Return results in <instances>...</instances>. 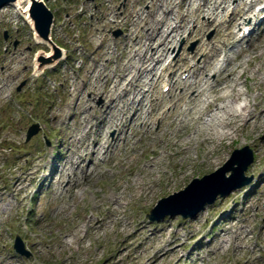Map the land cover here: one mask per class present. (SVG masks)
Wrapping results in <instances>:
<instances>
[{
	"label": "rangeland",
	"instance_id": "rangeland-1",
	"mask_svg": "<svg viewBox=\"0 0 264 264\" xmlns=\"http://www.w3.org/2000/svg\"><path fill=\"white\" fill-rule=\"evenodd\" d=\"M102 1V17L100 11H94V19L89 20L93 2L49 0L53 9L61 4L69 7L71 16L67 15V18L74 19L72 14L81 11V22L67 20L64 25H56L53 39L63 45L59 40L65 36L64 41L70 44L71 52L53 61V67H44L42 61L47 55L54 54L51 47L37 44L33 29L22 18L18 19L21 45L14 48L13 44L0 41V264H264V128L252 130L245 127L232 142L216 146L198 142L193 150H183L181 157L174 158L172 155L176 150L172 145L176 136L173 134L170 140L167 139L172 128L167 120H156L149 129L137 123L130 125L131 130L120 147L115 146L107 154L98 155L93 173L87 176L88 182H85V162L79 168L69 169L70 157L74 156L73 153L80 154L86 142V137L81 136L88 124L87 117L96 114H92L93 108L90 107L104 102V98L97 94L98 88L113 89L112 86L121 81L119 77L136 69L138 55L145 51V46L140 41L134 43L132 38L140 37L146 45L156 36L154 31L158 23L159 27L175 25L171 15L155 18L144 25V32L140 33L130 21L131 37L121 39L114 49L110 47L109 30L114 28L116 20L106 7L112 0H99ZM159 4L172 15L178 10L176 17L182 20V26L194 17L195 3L159 0ZM56 16L62 19L57 13ZM154 16L155 13H151V17ZM97 17H101L98 23ZM220 18L227 19L223 15ZM205 20L202 15L197 17L200 25ZM4 25L1 22L0 27ZM187 26L175 47L171 48V58L181 53L186 56L195 54L194 62L207 60L201 51H197L199 44L217 40L223 26L210 25L203 34L193 37H188ZM192 44H195L193 50L190 49ZM242 45L248 54L263 50L264 31L257 28L249 40L242 41ZM246 52L233 54L231 65L244 61ZM167 61L162 60V63ZM36 62L37 67H44V72L38 75L33 74ZM185 69L178 72V78L180 74V78L183 77L181 72ZM246 75V84L251 87L253 74L246 72ZM210 77L213 85L226 80L223 73ZM263 81L259 74L256 82L261 90H254L253 95L264 94ZM22 82L25 84L18 91ZM121 83L124 84L125 80ZM164 84L152 91L165 95V99L179 92L176 89L166 93ZM117 95L120 100L122 93ZM78 101H82V105H78ZM57 113L64 116L61 122L56 119ZM34 124H37L38 132L26 141L27 131ZM191 132V129L184 128L180 134ZM163 133L160 138L155 136ZM114 134V129L103 127H98L95 133L102 140ZM245 146L253 153V161L245 172L252 178L249 185L219 196L192 218L167 215L155 221L149 219L148 213L162 198L183 190L194 179L216 171L230 159L235 149ZM214 148L219 157L212 170L204 171L201 163ZM161 150L166 151L164 157H158ZM89 157L86 156V160ZM156 158V169L144 166L146 161ZM183 164L189 177L177 189L163 192L166 179H172ZM63 170L70 175V183L66 175L57 182L59 172ZM33 171L44 174L40 182L35 180ZM51 173L55 177L52 182ZM21 178H25V185H31L25 193L15 190V184ZM136 179H142V182L155 180L157 191L153 196L138 198L139 193L134 192ZM116 185L124 192L122 199L121 191L118 194L115 191ZM79 187L85 190L84 194ZM113 195L120 203L127 204H113L109 201ZM98 199L101 201L97 202ZM8 202L15 204L11 210L6 206ZM168 210H172L170 205L157 216ZM110 211L115 215L109 217ZM86 219H91L93 225L103 219V224L91 232L88 227H83L82 221ZM126 219L127 224L124 223ZM126 228L130 233L127 238L119 232ZM151 232L155 233V242L149 238ZM17 235L29 255L15 251L13 245ZM69 235L74 237L67 245ZM168 238L172 240L170 246L165 245ZM163 240L164 243H160ZM117 243L128 246L127 254L119 258H116ZM174 246L177 248L172 249ZM164 253L166 257L161 260Z\"/></svg>",
	"mask_w": 264,
	"mask_h": 264
},
{
	"label": "bare ground",
	"instance_id": "bare-ground-1",
	"mask_svg": "<svg viewBox=\"0 0 264 264\" xmlns=\"http://www.w3.org/2000/svg\"><path fill=\"white\" fill-rule=\"evenodd\" d=\"M259 1L182 0V2H187L188 4H196L194 11H192L194 17L188 21L186 20L187 24L183 26L180 25L181 20L179 23H175V25L167 24L164 25L163 30H158V38L150 40L145 45V51L141 55H138L136 69L131 73L119 77L121 81L125 80L124 84L120 81L112 86L113 89L106 87L103 89L98 88L97 94H100L104 98V102L102 105L90 107L93 108L92 114H95V112L96 114L94 117L93 115H88L87 117L88 124L85 125L83 130L84 135L81 136V138L86 137V142L83 144L80 154L73 153L74 156L70 157L68 162L69 169L79 168V166L83 165L84 158L90 155L91 157L88 158V162L83 165L87 169L85 182H88L90 179L87 176L93 173L94 160L98 155L107 154L115 146L120 147L126 141L131 126L137 123L141 127L149 129L156 120H167L170 126H172L167 139L170 140L173 134L176 136L172 145L176 150L172 155L174 158L181 157L183 150H193L198 142L216 146L218 144H225L226 141L232 142L239 132L245 130V127H251L252 130L264 128V94L253 95L252 93L254 90H261V87L256 82L259 74L262 75V79L264 80V49L248 54L242 45V41L251 37L257 28L264 31V12L261 9H256V4ZM200 15L206 18L204 22H201V25L197 23V17ZM220 15L226 16V21L221 19ZM30 23L33 26V22ZM210 25L223 27L221 29L222 33L217 40L210 41V44L209 42H201L199 44L197 51H201V54L207 60H202L198 64L192 63L191 59L195 57V54L186 56L180 53L171 59L170 62L162 63V60L166 61V59L171 57L170 54L172 53L170 50L175 47L178 37L183 35L181 32L184 27L186 28L187 26L188 37H193L203 34ZM246 29L247 32L245 33L244 30ZM36 40L42 42L38 37H36ZM244 52L247 53L245 54L244 61L232 66V55ZM163 55L165 56L162 59ZM207 55L211 57L207 58ZM54 64L51 63L46 66L53 67ZM34 67V75L40 74L43 70L37 67V62ZM184 68L189 70L191 76L188 75L185 79H181L180 74L178 78V72ZM246 72L253 74L251 87L246 84ZM220 73H223L226 80L222 84L213 85L209 76H215ZM164 82L170 83L168 93L171 92L170 89L174 90V92L176 89H179V92L165 99V95L161 93L156 94L152 91L154 88L160 87ZM242 87L245 89H241ZM118 93H122L120 100L117 95ZM77 104L82 105V101H78ZM63 118L62 114H56L58 122H61ZM94 120L95 123L92 122ZM98 127H103L107 130L114 129L115 134L113 136H106L102 140L95 135ZM184 128H189L192 132L180 134V131ZM158 134L155 135L158 138L164 135V133L162 135ZM213 150L212 153L208 154L205 162L201 163L204 171L212 170L219 157L215 148ZM165 153V150H161L158 157H164ZM156 161L157 158L148 160L144 166L156 169ZM66 171L59 172L57 182L66 175ZM54 172H56V169ZM53 173H51L52 175L50 174L51 176L49 175L51 182L55 179ZM32 174L35 180L39 182L44 176L42 172H37L36 174L33 171ZM67 177L70 183V175ZM187 177H189L188 169L183 164L174 173L172 179H166L164 176L166 183L162 188L163 192L177 189L183 181H186ZM24 180L25 178H21L15 184L16 192H27L28 187L31 185H25L23 183ZM135 181L137 187L134 192L139 193L138 198L141 196L144 198L153 196L157 191L155 180L142 182V179L141 181L136 179ZM70 187L72 186L69 185ZM79 189L84 194L85 190L80 187ZM115 191H117V194L121 191L122 196L120 195V199H122L124 192L119 185L115 186ZM100 201L101 199L97 200V202ZM109 201L117 205L127 204V202L120 203L119 198H116L114 195ZM14 205L11 202L6 204L9 210ZM3 211H5V207ZM114 215L115 213L110 211L109 217ZM124 223L127 224V219ZM82 224L83 227H88L91 232H94L102 226L103 219L98 220L95 225L91 223V219L82 221ZM119 232L123 236L125 235L126 238L130 234L127 232V228ZM154 235L155 233L151 232L149 238L155 242ZM73 237V235L67 236V245L72 243ZM165 241V245L167 246L172 244L170 238ZM160 243L163 244L164 240L160 241ZM117 246H119V251L116 254V258L127 254V245L117 243ZM175 248L177 247H172V249ZM165 255L166 253H164L161 260L165 259ZM7 264H11V262H7Z\"/></svg>",
	"mask_w": 264,
	"mask_h": 264
},
{
	"label": "water",
	"instance_id": "water-1",
	"mask_svg": "<svg viewBox=\"0 0 264 264\" xmlns=\"http://www.w3.org/2000/svg\"><path fill=\"white\" fill-rule=\"evenodd\" d=\"M18 0H0V9L8 4H15ZM29 14L34 23L35 31L43 41H49L50 29L52 26V13L37 0H31ZM121 32L115 31L118 36ZM55 54L52 58L42 59L43 63H49L60 56L59 49L54 45ZM22 83L18 90L22 88ZM38 132V126L32 125L27 133V140ZM253 161L252 150L245 146L242 149H235L230 159L216 171L204 175L202 178H196L188 184L183 190L162 198L157 205L151 209L148 217L155 221L166 215H181L184 218H192L200 212L206 204H212L217 197L225 196L231 191L239 189L251 182V177H245L248 166ZM231 175L227 177V173ZM170 205L172 210L164 211L161 216L157 213L165 206ZM177 208V209H176ZM15 250L20 254L29 255L24 249L22 240L19 237L15 239Z\"/></svg>",
	"mask_w": 264,
	"mask_h": 264
},
{
	"label": "flooded vegetation",
	"instance_id": "flooded-vegetation-1",
	"mask_svg": "<svg viewBox=\"0 0 264 264\" xmlns=\"http://www.w3.org/2000/svg\"><path fill=\"white\" fill-rule=\"evenodd\" d=\"M116 4V11L120 15V17L127 19L128 17L135 15V8L137 7L134 3L133 0H114ZM98 7L96 5H93L92 10L93 12L97 9ZM140 12L139 13H145L149 10V5L148 4H143L140 5ZM94 13L90 15V19L94 18ZM6 35L0 34V38L2 37V42L6 44H13L14 48H17L18 45L22 43V40L19 38H16L13 33H9V30H7ZM28 50H31V47H27Z\"/></svg>",
	"mask_w": 264,
	"mask_h": 264
}]
</instances>
